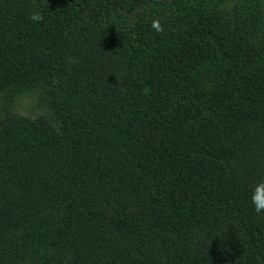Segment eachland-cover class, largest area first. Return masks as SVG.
Instances as JSON below:
<instances>
[{
  "label": "trees",
  "instance_id": "1",
  "mask_svg": "<svg viewBox=\"0 0 264 264\" xmlns=\"http://www.w3.org/2000/svg\"><path fill=\"white\" fill-rule=\"evenodd\" d=\"M260 180L264 0H0V264H264Z\"/></svg>",
  "mask_w": 264,
  "mask_h": 264
},
{
  "label": "clouds",
  "instance_id": "2",
  "mask_svg": "<svg viewBox=\"0 0 264 264\" xmlns=\"http://www.w3.org/2000/svg\"><path fill=\"white\" fill-rule=\"evenodd\" d=\"M29 19L33 23H43L44 15L39 10H34L29 16ZM150 27L156 33H163L164 26L161 24L160 19L154 17L151 20ZM251 203L254 210L258 214H264V180L257 181L251 190Z\"/></svg>",
  "mask_w": 264,
  "mask_h": 264
}]
</instances>
